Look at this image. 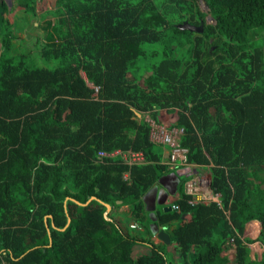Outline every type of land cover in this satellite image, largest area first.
<instances>
[{"label":"trees","instance_id":"obj_1","mask_svg":"<svg viewBox=\"0 0 264 264\" xmlns=\"http://www.w3.org/2000/svg\"><path fill=\"white\" fill-rule=\"evenodd\" d=\"M54 1V20L37 25V0H14L16 21L0 0V264H230L224 251L264 264L245 235L251 220L264 228V0H205V11L199 0ZM39 26L21 41L17 30ZM162 108L178 112L171 128L220 202L195 200L180 175L178 207L159 204L154 220L144 197L177 169L163 161L172 146L151 138L148 116L161 123ZM128 150L145 161L112 155ZM92 195L109 218L96 199L65 207ZM126 204L148 239L112 213Z\"/></svg>","mask_w":264,"mask_h":264},{"label":"rangeland","instance_id":"obj_2","mask_svg":"<svg viewBox=\"0 0 264 264\" xmlns=\"http://www.w3.org/2000/svg\"><path fill=\"white\" fill-rule=\"evenodd\" d=\"M9 7H13V10H8V16L10 17V19L12 21H16L18 20V18H22L24 16L23 12H22V8L20 7H15L14 4V0H5ZM56 2L54 0H37V12L38 15L35 17L36 20H33V22L37 25H41L44 24L46 20H50L53 21L54 20V16L53 14H51L49 12L50 9H54ZM199 6L201 8V10H208V4L205 2V0H199ZM207 22L208 23H215V19L212 17V15L209 13L207 16ZM19 25H21V19H19ZM22 28V27H21ZM17 32L19 33V35L21 36V41L23 43L28 42V40H33L35 39V37L38 35V32H41L40 30V26L38 28H27L25 31L24 30H17ZM250 36L252 38H254L255 40H257L260 37V34L258 33L257 29H253L250 32ZM19 42H16V46L19 47L21 49V51L23 50V48L20 47ZM0 46H1V42H0ZM160 59H151L149 60L150 63L147 67V69L142 70V73L140 75L142 76H146L147 74L150 73V69L152 68V64L159 62ZM38 63V62H36ZM138 77H140L138 75ZM141 79V77H140ZM178 118V113H174L171 115V122H174L176 119ZM167 125V123H165V126ZM177 170V169H176ZM198 170H202V168H198ZM208 174L202 176V178H205L202 184V190L207 197L214 195L215 198H205V200L207 202H211L215 199H220L219 197V193L217 192H213L211 191L210 188V182L208 181L210 178L211 173L209 171H207ZM186 178V174H181V183L184 182ZM202 192V195H203ZM175 196L170 197L167 202L170 204H173L174 198ZM125 207V206H124ZM122 209V208H121ZM114 214V216L117 218L118 220H121V222L123 223V225L127 226V230H129L131 233H139V235H141L142 237H145L146 239L149 238V234L143 230V228L138 229L136 226V223H132L130 220V215L128 213V210H120L115 208L112 212ZM120 218V219H119ZM134 225L137 229H132L129 227V225ZM152 223H150L151 225ZM177 224V223H175ZM245 234H247V236H251L253 237L254 241L252 242V247L254 248V250L256 252H258V255H261L262 252H264V242H263V237H261V235L264 234V228L262 226V222L260 220H251L248 222V226H247V231H245ZM250 237V238H251ZM163 246H164V250L166 251L167 255L169 256V258L171 260H178L180 261V251H179V247L175 242L172 243H166L163 242ZM146 247V245H145ZM149 249L143 248V245L141 243H136L134 246V252H141V251H148ZM222 256H228L230 258H232L231 263H234V251H224L223 254H221ZM176 262V261H175Z\"/></svg>","mask_w":264,"mask_h":264},{"label":"built area","instance_id":"obj_3","mask_svg":"<svg viewBox=\"0 0 264 264\" xmlns=\"http://www.w3.org/2000/svg\"><path fill=\"white\" fill-rule=\"evenodd\" d=\"M96 89L98 90V88ZM148 119L151 122V138L156 142L170 144L172 146L171 150H169L167 163L171 165V167L175 168H178L180 166L192 168V164L188 163V149L182 147L179 142V137L183 129L171 128L167 125L165 126L164 123H159L158 121L151 119L149 116ZM99 154L101 156L109 155V153L103 150L100 151ZM115 154H120L123 159H125L130 164L141 163L145 161V157L142 152L115 151L114 153H112V155ZM201 175V173L197 172L190 176V178L186 182V190L188 193L194 195L195 200H203L207 202L205 198H215V196L211 194V196L207 197V195L203 191H201L202 184L205 179L202 178L203 175ZM125 176L127 177L128 173H126ZM208 181L210 182V178ZM211 191H213L212 188ZM215 201L220 202V199H215ZM177 207L178 205H173V208Z\"/></svg>","mask_w":264,"mask_h":264},{"label":"water","instance_id":"obj_4","mask_svg":"<svg viewBox=\"0 0 264 264\" xmlns=\"http://www.w3.org/2000/svg\"><path fill=\"white\" fill-rule=\"evenodd\" d=\"M181 27L183 28V29H191V30H195V31H203V27H204V23H203V21L201 22V24L199 25V26H197V25H193V24H191V23H189L188 21H185L183 24H181ZM174 174V177L176 178V183H175V190L174 191H172V193H175L176 192V189H177V187H178V182H179V174L177 173V172H175V173H173ZM163 181V180H162ZM157 189L158 190V187H157V185L156 186H154L146 195H145V201H146V203H147V209L150 211V214H151V216L153 217V219L154 220H156L157 219V216L156 215H154V212H155V209H156V206H157V204H165L166 203V201H167V196L166 197H164L163 199H161V198H159L158 199V197H157V194H158V192H156V195H155V197L153 198V200H152V204L149 202V200H148V195H150V193H151V191L153 190V189ZM165 190H166V192H168V189L167 188H165ZM169 193V192H168ZM69 199H71V200H73V201H75V202H77V203H79V204H81V205H86V204H88L91 200H93V199H96V200H98V201H100L101 203H103L104 205H106V212H105V216L107 217V218H109V213L111 212V210L113 209V207H112V205L110 204V203H108V202H105L104 200H102L101 198H99L98 196H96V195H92L86 202H82V201H80V200H78V199H76V198H74V197H71V196H67L66 197V199H65V207L67 208V201L69 200ZM173 209V205H171V204H168V205H165L164 206V210L165 211H171ZM48 217V216H47ZM47 217H46V219H47ZM50 217H52L51 215H50ZM71 222V217L68 215V223H67V225L65 226V227H63V228H61V229H65L68 225H69V223ZM46 224H47V227L49 228V223L47 222V220H46ZM155 225V226H154ZM53 226L54 227H56V225H54V223H53ZM151 227H152V230H153V232L154 233H156L157 234V236L163 241V242H166V243H170L171 242V239H170V236H169V234L165 231V230H163V229H159V226L157 225V224H152L151 225Z\"/></svg>","mask_w":264,"mask_h":264},{"label":"crops","instance_id":"obj_5","mask_svg":"<svg viewBox=\"0 0 264 264\" xmlns=\"http://www.w3.org/2000/svg\"><path fill=\"white\" fill-rule=\"evenodd\" d=\"M174 113H178L176 110H173V109H166V108H162V109H160L159 110V116H158V120L161 122V123H167V126H171V124H172V122L170 121V119H171V115L172 114H174ZM168 156H169V149H168V147L166 148V147H164V150H163V161H165V162H167V160H168ZM192 166V168H189V167H185V166H180V167H178L177 168V170H176V172L179 174V176L181 175V174H186L187 176H192L194 173H197V172H199V173H201L202 175L204 174V175H206V174H208L207 173V171H209V169L207 168V167H201L202 168V170H198V167L197 166H194V165H191ZM200 168V167H199ZM210 172V171H209ZM172 176L174 177V174L172 173ZM211 176V175H210ZM174 179H176L175 177H174ZM164 181V180H163ZM162 181V182H163ZM165 183V182H164ZM162 184L163 185V187L164 188H167L168 189V186L167 185H165V184ZM175 190V189H174ZM173 190V191H174ZM179 194V191H178V188L176 189V192L175 193H172L171 192V196L170 197H172V196H177ZM169 197V198H170ZM125 206V207H124ZM123 207H121L120 208V210H128L129 211V205L128 204H126V205H124ZM118 218V217H117ZM120 219V218H119ZM132 223H135L134 221H131ZM248 226V225H247ZM246 231H247V228H246ZM246 236H247V234H245ZM251 237V236H250ZM156 242H158V241H160V239L158 238V236H153L152 237ZM251 238H253V237H251ZM252 245V243H250V246ZM252 247V246H251ZM258 252H256L255 250H254V248L252 247V257H255L256 255L257 256H260L261 257V255H258L257 254ZM263 253V252H262Z\"/></svg>","mask_w":264,"mask_h":264},{"label":"flooded vegetation","instance_id":"obj_6","mask_svg":"<svg viewBox=\"0 0 264 264\" xmlns=\"http://www.w3.org/2000/svg\"><path fill=\"white\" fill-rule=\"evenodd\" d=\"M165 182V183H164ZM165 184L168 186V192H166L165 188L163 187L162 184ZM175 183H176V179H174V177L172 176V174L168 175L167 177H165L164 181L159 183L158 190L155 188L151 191L150 195H148V200L149 202L152 204V200L156 195V192H158L157 197L158 199L161 198L163 199L164 197L167 196V200L169 199V197L171 196V192L175 189ZM169 203L166 201L165 204H163V206L168 205ZM158 205L156 206V210L158 208Z\"/></svg>","mask_w":264,"mask_h":264},{"label":"bare ground","instance_id":"obj_7","mask_svg":"<svg viewBox=\"0 0 264 264\" xmlns=\"http://www.w3.org/2000/svg\"><path fill=\"white\" fill-rule=\"evenodd\" d=\"M150 117V116H149ZM145 119V118H144ZM171 127V126H170ZM162 144V143H161ZM171 147V146H170ZM167 148V147H166ZM129 151V150H128Z\"/></svg>","mask_w":264,"mask_h":264},{"label":"clouds","instance_id":"obj_8","mask_svg":"<svg viewBox=\"0 0 264 264\" xmlns=\"http://www.w3.org/2000/svg\"><path fill=\"white\" fill-rule=\"evenodd\" d=\"M159 238V237H158ZM160 239V238H159ZM161 240V239H160ZM162 241V240H161Z\"/></svg>","mask_w":264,"mask_h":264}]
</instances>
